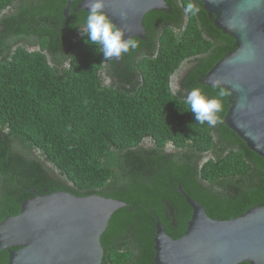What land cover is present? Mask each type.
Returning <instances> with one entry per match:
<instances>
[{
    "label": "trees",
    "instance_id": "trees-1",
    "mask_svg": "<svg viewBox=\"0 0 264 264\" xmlns=\"http://www.w3.org/2000/svg\"><path fill=\"white\" fill-rule=\"evenodd\" d=\"M68 1L47 0L58 2L53 13L30 7L0 20V223L21 212L33 189L40 195L67 191L118 199L130 206L113 214L102 236L103 264H156L157 221L178 239L193 215L179 187L217 220L263 206L264 157L225 123L232 95L223 99L221 122L209 127L195 122L185 99L169 86L186 56L214 46L182 83L188 91L200 87L216 95L218 88L202 80L237 48L203 1L194 0L200 11L189 14L187 26L176 0H166L174 16L169 10L145 16L147 33L136 38L139 46L127 53L126 64L135 67L145 47L149 58L140 64L146 81L124 93L102 79L109 59L98 46L86 36L73 43L86 10L77 11L80 1H75L67 19ZM12 2L0 0V13ZM51 15L68 30L44 28ZM199 25L216 42L204 38ZM24 40L39 43L43 51L15 48ZM146 139L149 146L142 144ZM208 151L214 154L210 158ZM8 263V251H0V264Z\"/></svg>",
    "mask_w": 264,
    "mask_h": 264
},
{
    "label": "water",
    "instance_id": "water-1",
    "mask_svg": "<svg viewBox=\"0 0 264 264\" xmlns=\"http://www.w3.org/2000/svg\"><path fill=\"white\" fill-rule=\"evenodd\" d=\"M71 0L64 9L70 18ZM215 25L235 38L237 48L218 61L203 78L204 84L230 91L233 99L225 117L257 154L264 157V0H202ZM111 19L126 35L144 38V18L154 10L166 11V0H106ZM193 210L186 233L175 239L156 224V264H264V205L244 215L217 220L178 188ZM25 200L21 212L0 223V251L8 264H103L102 236L113 214L130 205L118 199L67 191Z\"/></svg>",
    "mask_w": 264,
    "mask_h": 264
},
{
    "label": "flooded vegetation",
    "instance_id": "flooded-vegetation-1",
    "mask_svg": "<svg viewBox=\"0 0 264 264\" xmlns=\"http://www.w3.org/2000/svg\"><path fill=\"white\" fill-rule=\"evenodd\" d=\"M71 0L68 1V3ZM75 2V1H74ZM73 2V3H74ZM176 2L179 5V8L181 9V14H180V20H182V23H184L186 26L190 22V16L189 14H186L184 11V7L188 1L185 0H176ZM67 3V4H68ZM72 3V4H73ZM31 4V5H28ZM47 0H13V2L8 5L1 13H0V20L5 21L8 17L11 16H16L20 11L23 9H28V8H35L37 10H43L46 12H55V9L58 7V2L56 4L49 5L47 4ZM71 4V6H72ZM169 10V14L171 16H174V13ZM48 25H44V28H49V30H52L54 28L62 29L64 32L68 30V27H63L60 28L58 25H56V20L53 17V15L48 17ZM201 28L200 34L204 37L207 38L210 43L216 42L215 39L211 38L208 36V34L203 30L202 26L199 25ZM1 29H4V26H1ZM84 29V25L80 26L77 31L76 37H74L73 43H77L80 39L84 38L86 35L82 32ZM185 34H188L186 31L185 27ZM34 43L31 40H24L20 42L15 48H18L20 46L30 48L31 51L34 50H42V47L39 43L37 44H32ZM214 49V46L211 48V50H208V52H198L193 55L186 56L179 64V66L175 69V71L170 75L169 78V86L171 88V91L174 93V95L177 98H182L185 99V97L188 94V90L186 87L183 85V80L190 71L194 68V63L196 62L197 59L204 57L208 55V53ZM43 51V50H42ZM45 51V50H44ZM147 49L144 47L140 50V57L137 60V64H135V67H129L126 64V56L127 54H122L120 58H112L109 59L108 61H105L103 63L104 69L101 70V76L102 79L104 80L105 84L112 87L114 90L118 92H129V91H134L136 86L142 82L145 83L146 81V71L143 68V63L140 64V61H143L145 59H148L149 56L146 53ZM207 51V50H206ZM46 52V51H45ZM47 53V52H46ZM66 64H69V61L66 62ZM175 81L176 86L173 85V82ZM140 87V86H139ZM229 102V101H228ZM146 146L150 145V141L146 139L144 143H142ZM170 144V143H169ZM174 145H172V148L168 147V144L166 146V149L168 151L173 150ZM207 158L212 157L214 154L212 151L206 152ZM34 190V189H33Z\"/></svg>",
    "mask_w": 264,
    "mask_h": 264
},
{
    "label": "clouds",
    "instance_id": "clouds-1",
    "mask_svg": "<svg viewBox=\"0 0 264 264\" xmlns=\"http://www.w3.org/2000/svg\"><path fill=\"white\" fill-rule=\"evenodd\" d=\"M86 15L84 29L87 42L99 47L105 59L120 58L139 46L136 38L126 35V31L119 27L109 16L106 0H84ZM186 14L195 15L200 9L194 0H188L184 7ZM216 95H208L200 87H193L185 97L184 103L195 117V122L209 127H215L221 122L220 113L223 111V99L231 95L230 91L220 86Z\"/></svg>",
    "mask_w": 264,
    "mask_h": 264
},
{
    "label": "rangeland",
    "instance_id": "rangeland-1",
    "mask_svg": "<svg viewBox=\"0 0 264 264\" xmlns=\"http://www.w3.org/2000/svg\"><path fill=\"white\" fill-rule=\"evenodd\" d=\"M173 85L176 86L175 81L173 82ZM172 145H173V144L170 143V144H168V147H169V148H172Z\"/></svg>",
    "mask_w": 264,
    "mask_h": 264
}]
</instances>
